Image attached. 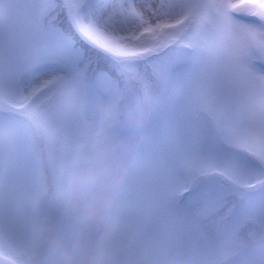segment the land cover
<instances>
[{
	"label": "snow or ice",
	"instance_id": "obj_1",
	"mask_svg": "<svg viewBox=\"0 0 264 264\" xmlns=\"http://www.w3.org/2000/svg\"><path fill=\"white\" fill-rule=\"evenodd\" d=\"M116 97L159 117L132 153L146 264H264V0H0V241Z\"/></svg>",
	"mask_w": 264,
	"mask_h": 264
},
{
	"label": "clouds",
	"instance_id": "obj_2",
	"mask_svg": "<svg viewBox=\"0 0 264 264\" xmlns=\"http://www.w3.org/2000/svg\"><path fill=\"white\" fill-rule=\"evenodd\" d=\"M124 100L104 103L61 168L37 179L4 209L0 264H146L140 226L152 180L132 164L154 118ZM133 130L121 135L124 128Z\"/></svg>",
	"mask_w": 264,
	"mask_h": 264
},
{
	"label": "trees",
	"instance_id": "obj_3",
	"mask_svg": "<svg viewBox=\"0 0 264 264\" xmlns=\"http://www.w3.org/2000/svg\"><path fill=\"white\" fill-rule=\"evenodd\" d=\"M88 72H89V74H92L93 72H96L98 74L100 72H106V73H109L111 75L115 74V72L111 68L110 61L106 58H103L102 55L99 59H97L96 57H93V63L88 68ZM157 118H159V117L157 116L154 119H157ZM249 234H251L250 230H249Z\"/></svg>",
	"mask_w": 264,
	"mask_h": 264
},
{
	"label": "rangeland",
	"instance_id": "obj_4",
	"mask_svg": "<svg viewBox=\"0 0 264 264\" xmlns=\"http://www.w3.org/2000/svg\"><path fill=\"white\" fill-rule=\"evenodd\" d=\"M98 74V73H97ZM115 74H113V76H114ZM56 108H59V104L57 103L56 104ZM159 118H157L156 120H158Z\"/></svg>",
	"mask_w": 264,
	"mask_h": 264
},
{
	"label": "bare ground",
	"instance_id": "obj_5",
	"mask_svg": "<svg viewBox=\"0 0 264 264\" xmlns=\"http://www.w3.org/2000/svg\"><path fill=\"white\" fill-rule=\"evenodd\" d=\"M46 79L48 78V77H45Z\"/></svg>",
	"mask_w": 264,
	"mask_h": 264
}]
</instances>
